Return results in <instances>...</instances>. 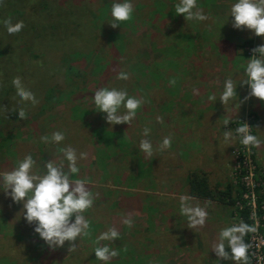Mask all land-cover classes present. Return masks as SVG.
<instances>
[{"label":"rangeland","instance_id":"374dc122","mask_svg":"<svg viewBox=\"0 0 264 264\" xmlns=\"http://www.w3.org/2000/svg\"><path fill=\"white\" fill-rule=\"evenodd\" d=\"M176 2L133 0V17L112 28L106 21L110 18L111 0H95L93 10L99 16L96 23L97 18H91L93 33L82 30L75 21L84 18V2L76 10L67 3L66 10L59 11L63 13L60 17L54 6L31 8L39 12L40 18L36 22L41 31L35 30V35L58 37L59 31L51 33L48 28L55 15L57 23L70 22L73 26L62 46L48 48L49 54L40 50L52 72L58 54V60H67L55 80L56 85L62 86L61 99H49L44 110L23 122L8 147H0V172L10 171L16 160L32 154L37 161L34 171L42 174L44 161L59 163L57 149L70 145L77 154L86 153L85 159L77 161L78 178L87 181L94 200L84 213L90 221L89 235L73 241L78 246L75 251H68L67 241L63 247L48 248L20 215L22 205H11L0 193V264H102L92 254L96 246L93 241L109 227L119 232V239L100 244H108L119 252L121 245L129 242L125 255L128 264H135L134 260L146 255H151L150 261L160 259V264H218L212 251L218 230L244 221L240 210H247L245 207L248 225L255 229L244 237L249 245L248 259L264 264L259 254L264 253V102L254 97L244 99L248 87L240 84L237 98L225 105L219 99H207L209 95H220L226 78L231 77L234 82L243 78L241 65L261 44V37L252 36L248 30L232 32L231 17L222 25L232 0H198L208 20L214 17L213 22L185 21L182 14L169 9L170 3ZM8 8L20 10L13 0L0 1V20H4ZM27 11L22 16L16 13L26 24L17 38L31 35L32 28H28L34 21ZM87 27L91 29L89 24ZM0 34L11 38L4 28H0ZM251 37V46L240 47ZM18 43L0 40V50L10 53L14 49L19 55L26 49ZM77 48L83 55L77 57L73 71L78 76L71 83L67 81L70 58L77 54ZM120 72L127 73L128 78L117 79ZM76 84L79 88L71 87ZM100 87L121 88L141 100L130 125L109 126L104 114L94 110L92 95ZM225 119L229 121L227 129ZM242 123L249 125L250 133L260 140L259 145L246 148L238 140L231 145L223 142V132ZM144 128L149 129L147 137L143 136ZM53 131L64 132L60 145L50 142ZM42 136H48L49 142H43ZM165 136L170 137L171 145L161 150L159 145ZM141 138L151 141V156L139 149ZM191 174L206 177L212 198L189 194ZM214 187L226 193H217ZM181 196L192 206L206 208L208 216L202 227L188 228L180 212ZM232 199L234 203L230 202ZM125 217L132 220L131 227L123 224ZM121 262L124 261L117 255L110 264ZM220 264L232 262L221 260Z\"/></svg>","mask_w":264,"mask_h":264},{"label":"clouds","instance_id":"9594fccd","mask_svg":"<svg viewBox=\"0 0 264 264\" xmlns=\"http://www.w3.org/2000/svg\"><path fill=\"white\" fill-rule=\"evenodd\" d=\"M174 9L175 14H182L185 21L208 20L207 14L198 6V0H177ZM134 11L133 0H111L110 19L106 21L112 28H116L123 22L129 21ZM229 17L233 29L248 30L252 36L261 37L262 42L252 49L253 55L241 65L243 78L238 82H234L231 77L226 78L220 95L218 97L209 95L207 99L209 102H216L219 99L221 104L225 105L237 98L236 88L240 84L248 87L244 99L254 97L264 102V0H232L222 25ZM3 25L10 35L20 32L24 26L22 21L12 23L10 19H5ZM116 78L125 80L128 75L120 72L117 73ZM11 86L15 90L18 103L16 109L9 110L15 111L18 118L23 119L25 112L20 104L35 106L39 100L19 76L12 78ZM92 102L95 105L94 110L104 114V120L109 126L122 123L130 125L136 117L137 109L141 106L140 99L116 87L98 88L92 95ZM156 119L157 122L160 121V117ZM228 123L229 121L225 119L226 129ZM148 134L149 129L144 128L143 136L147 137ZM222 136L226 145H231L234 140H238L239 144L246 148L255 147L260 143V140L250 133L249 125L246 123L240 124L234 130H225ZM64 139L65 134L62 131H53L50 135V142L56 145H60ZM41 140L49 142V137L42 136ZM170 145V137L165 136L159 147L164 150ZM139 149L147 156L153 153V145L149 139L141 138ZM57 151L60 153V162L56 163L52 159L44 161L42 174L34 171L37 161L32 154H26L22 159L16 160L10 171L0 172V193L9 198L13 204L22 205L20 215H23L24 221L32 226L33 232L48 248L63 247L67 241L68 251H75L78 245L72 242H79V239L89 235L90 221L84 213L92 207L94 195L87 187V181L78 178L80 169L77 161L85 159L86 153L77 154L76 149L70 145L60 147ZM65 162H67L66 167ZM180 200V212L186 218L188 228L202 227L208 216L206 208L192 206L183 196ZM122 222L128 227L132 225V220L127 217ZM252 231L255 229L242 220L221 227L212 246L218 264L221 260L231 261L232 264H247L249 245L244 237ZM119 236V232L109 227L96 237V246L92 254L97 261L110 264L111 259L118 255L115 248H110L108 244L101 245L100 242H113L119 239Z\"/></svg>","mask_w":264,"mask_h":264},{"label":"trees","instance_id":"16d2710c","mask_svg":"<svg viewBox=\"0 0 264 264\" xmlns=\"http://www.w3.org/2000/svg\"><path fill=\"white\" fill-rule=\"evenodd\" d=\"M0 1H4V0H0ZM13 1L15 2L18 8L20 7V10H18L17 8H13L12 10L9 8L8 10L6 9L3 15L4 20L10 19L12 23L21 21L18 19V16H16V13L19 14V16H22L25 14V11L28 10L27 12L31 13L32 15L31 20L34 21V24L29 25L28 30L30 31V29L32 28L31 35L29 37L17 38L20 32L11 34V38H7L4 35L0 34V40H5V41L17 40L19 42L18 44H20L26 49L24 52L22 51V53L19 55H17V53H14V49H12L10 53H6L0 50V147H8L7 143L11 141V137L13 138L16 135V133L21 130L23 122L27 119H30L31 115L34 114L35 112L44 110L46 106L45 103L49 102L51 99L56 100V102H59V100L61 99L59 96H60V93L62 92V86L59 87L58 86L59 84L56 85L55 80L57 76L61 74V65L65 64L67 60H64L65 57L63 58V61H60L61 59L58 60V57L61 56L58 54L55 59L54 71L52 72L50 68L47 67V60L45 59V57L41 55L42 53L40 50H44L46 53L49 54L48 48L62 46V42L65 39H68L69 35L67 34H72L73 26L71 25L72 23L70 24V22H63L61 24V22L59 21V23H57L56 15H55V19L53 21L52 20L49 21L48 28L51 33H54V31H59L57 34L59 33L61 34L54 39H46L44 37L35 35L34 34L35 30L41 31L40 23L36 22L40 18H38L39 12L36 10L34 11L31 10V8L41 9V8H47V7L54 6L57 8V12H56L57 15L60 17V16H63V13L61 14V12L59 11L62 9L66 10L65 5L67 3L69 2L71 3V10H76L78 9V4L84 2V7L86 8L84 18H82V21L81 19L79 20L76 18L75 21L81 24L82 30L86 31L87 29H89L91 33H93V31L95 30V27L91 26V24L92 25L94 24L91 22V18L94 20L97 18L95 20V23H96L98 20V16H99V14H97L96 12H94L95 10H93V7H94L93 2L95 0H13ZM24 2L29 3L27 7L25 5H22ZM170 4H171V7H169V9L173 8V11H175L174 4L172 3ZM161 6L163 7V4H161ZM142 8L144 7L142 6ZM4 20H0V28H4V25H3ZM213 20H214V17L210 18L208 21L213 22ZM88 24L91 27V29L87 27ZM23 25L25 26L26 24L23 22ZM231 29H232V32H234L235 29L233 28ZM55 41H59V42L55 44ZM252 41H253L252 37L248 38L242 44H240V47L243 48L245 46H251L253 43ZM54 45H57V46H54ZM78 50H79L78 48L75 49L74 51H76L77 54L75 53V55L71 56L70 58V62H72V65H70L69 67L70 75L67 77V81L71 83L72 82L74 83L73 78H76L78 76L77 71H73L75 70L74 65L77 62V57H80L83 55L81 54L80 51L78 52ZM66 54H67V51H64L63 55L65 56ZM55 68L57 69V71ZM16 76H19L22 79L25 86L31 89L39 100V103L35 106H32L27 103L20 104V107H22L25 112V117L23 119H19L15 111L9 110V109L17 108L18 98L15 96V90L11 86V80L13 77H16ZM71 87H74V89L75 88L77 89L79 88V85L78 84L71 85ZM55 95H58L57 96L58 98L55 99ZM74 132L77 133V130L75 128H74ZM0 151H3V150L0 149ZM104 166L105 164L103 163L102 167L104 168ZM188 181H189L188 182L189 194L192 197L203 198V199L212 198V195H211L212 188L208 185L207 179L206 177H204V175L191 174ZM226 188H227V191H229V185H227ZM213 189H217V188L214 187ZM217 193L225 194L226 192H222V190L219 188L217 189ZM138 197L141 198L139 194H138ZM7 200L11 202L9 198H7ZM230 202L234 203L235 200L232 199V201ZM11 205H14L16 207L17 203L13 204L11 202ZM118 205L119 204H117L116 206ZM245 208H247V210L241 209L240 213L243 217L244 222L248 224L250 222L247 217L248 207H245ZM14 211L15 210H13L11 213H13ZM248 236L249 235L247 233L246 237ZM128 246H130L129 242H127V246L121 245L119 249L120 254L118 252V255L122 259V261H124V262H121L122 264H128L126 262L127 260L125 259L126 248ZM150 258H151V255L141 256V260L140 259L134 260L133 262L135 264H160L161 263L160 259H159V262H157L156 260L150 261ZM247 264H254V263L252 260L248 259Z\"/></svg>","mask_w":264,"mask_h":264},{"label":"built area","instance_id":"2783aa9c","mask_svg":"<svg viewBox=\"0 0 264 264\" xmlns=\"http://www.w3.org/2000/svg\"><path fill=\"white\" fill-rule=\"evenodd\" d=\"M262 250L264 251V246L262 247ZM260 252V251H259ZM260 254V256H261V258H262V260H263V262H264V253H259ZM252 261H253V263H254V259H252ZM256 263V262H255ZM254 263V264H255Z\"/></svg>","mask_w":264,"mask_h":264}]
</instances>
